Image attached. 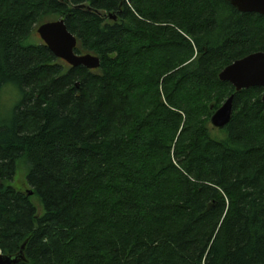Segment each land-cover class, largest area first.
I'll use <instances>...</instances> for the list:
<instances>
[{
  "label": "trees",
  "instance_id": "trees-1",
  "mask_svg": "<svg viewBox=\"0 0 264 264\" xmlns=\"http://www.w3.org/2000/svg\"><path fill=\"white\" fill-rule=\"evenodd\" d=\"M58 18L98 68L35 40ZM263 48L264 15L228 0H0V253L264 264V89L218 77ZM20 160L41 214L3 182Z\"/></svg>",
  "mask_w": 264,
  "mask_h": 264
},
{
  "label": "water",
  "instance_id": "water-1",
  "mask_svg": "<svg viewBox=\"0 0 264 264\" xmlns=\"http://www.w3.org/2000/svg\"><path fill=\"white\" fill-rule=\"evenodd\" d=\"M240 12H254L264 15V0H228ZM109 16H112L111 14ZM113 17V16H112ZM40 40L50 52L67 64L76 67L83 66L95 69L100 66V58L91 53H76V37L67 29L64 19L47 21L36 28ZM221 81L231 83L236 91L242 88L261 86L264 89V48L236 59L225 66L218 74ZM264 101V91L262 94ZM233 111V94L217 108L210 116V124L214 128H223L230 120ZM264 118V114H263ZM32 192L28 191L27 195ZM25 242L13 254H1L0 264H16L25 259Z\"/></svg>",
  "mask_w": 264,
  "mask_h": 264
},
{
  "label": "rangeland",
  "instance_id": "rangeland-1",
  "mask_svg": "<svg viewBox=\"0 0 264 264\" xmlns=\"http://www.w3.org/2000/svg\"><path fill=\"white\" fill-rule=\"evenodd\" d=\"M34 38L36 41H38V40L40 41V38L36 34V32L34 33ZM6 113H8V106H7V111L5 112V114ZM210 128H211L210 133L213 135H214L213 132L218 130L211 125H210ZM26 172H27V167H26L25 163L22 160L17 161L12 177L8 180L4 179L3 182L5 183V185H10L18 191H23L25 193H27L28 191L32 192L31 187L27 184V181H26ZM0 182H1V180H0ZM28 196H29L30 201L35 206L37 213L41 214L43 212V208H42V205H41L39 199L37 198V196L32 194V193Z\"/></svg>",
  "mask_w": 264,
  "mask_h": 264
}]
</instances>
